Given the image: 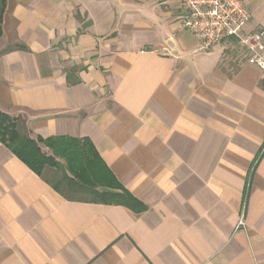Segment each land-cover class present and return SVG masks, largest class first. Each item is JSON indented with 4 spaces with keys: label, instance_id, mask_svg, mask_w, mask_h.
Listing matches in <instances>:
<instances>
[{
    "label": "crops",
    "instance_id": "1",
    "mask_svg": "<svg viewBox=\"0 0 264 264\" xmlns=\"http://www.w3.org/2000/svg\"><path fill=\"white\" fill-rule=\"evenodd\" d=\"M181 9L6 0L0 110L89 139L144 210L69 198L0 141V264H264V69L237 39L198 50Z\"/></svg>",
    "mask_w": 264,
    "mask_h": 264
},
{
    "label": "trees",
    "instance_id": "2",
    "mask_svg": "<svg viewBox=\"0 0 264 264\" xmlns=\"http://www.w3.org/2000/svg\"><path fill=\"white\" fill-rule=\"evenodd\" d=\"M5 5L6 0H0V34ZM0 141L69 198L144 210V206L114 177L89 139H34L18 118L0 110ZM40 143L49 147L51 153L43 150Z\"/></svg>",
    "mask_w": 264,
    "mask_h": 264
},
{
    "label": "built area",
    "instance_id": "3",
    "mask_svg": "<svg viewBox=\"0 0 264 264\" xmlns=\"http://www.w3.org/2000/svg\"><path fill=\"white\" fill-rule=\"evenodd\" d=\"M180 3L178 20L197 38L198 50L209 52L225 40L237 39L248 50V62L264 69V27L244 32L253 15L243 0H180Z\"/></svg>",
    "mask_w": 264,
    "mask_h": 264
},
{
    "label": "rangeland",
    "instance_id": "4",
    "mask_svg": "<svg viewBox=\"0 0 264 264\" xmlns=\"http://www.w3.org/2000/svg\"><path fill=\"white\" fill-rule=\"evenodd\" d=\"M64 163V160H61Z\"/></svg>",
    "mask_w": 264,
    "mask_h": 264
}]
</instances>
